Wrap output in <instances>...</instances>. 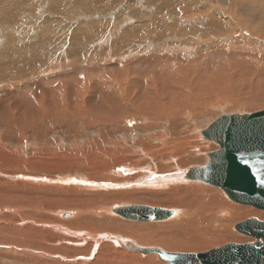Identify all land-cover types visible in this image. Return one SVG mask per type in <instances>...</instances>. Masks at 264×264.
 Listing matches in <instances>:
<instances>
[{
    "label": "rangeland",
    "instance_id": "374dc122",
    "mask_svg": "<svg viewBox=\"0 0 264 264\" xmlns=\"http://www.w3.org/2000/svg\"><path fill=\"white\" fill-rule=\"evenodd\" d=\"M263 16L264 0H0V264H163L115 241L189 253L253 243L234 226L264 221L263 210L181 176L217 149L201 130L226 114L264 110ZM165 67L179 76L194 71L183 77L185 96L169 113L158 106L176 94L162 87L166 79L157 81ZM41 80L56 97L28 109V90ZM59 91L69 106L58 101ZM11 93L26 99L2 106L5 97L14 101ZM147 93L158 104L142 116L137 106H147ZM118 102L130 115H115ZM206 190L225 202L217 211L248 213L225 219L216 211L196 221L211 201ZM121 192L131 194L112 196ZM136 204L177 214L135 223L112 212Z\"/></svg>",
    "mask_w": 264,
    "mask_h": 264
},
{
    "label": "water",
    "instance_id": "95a60500",
    "mask_svg": "<svg viewBox=\"0 0 264 264\" xmlns=\"http://www.w3.org/2000/svg\"><path fill=\"white\" fill-rule=\"evenodd\" d=\"M200 134L215 143L217 149L206 153L205 164L185 169L184 181L217 187L232 202L264 211V110L223 115ZM112 212L138 223L162 222L175 215L171 209L139 204L122 205ZM234 229L254 242L227 243L200 253L168 252L131 242L124 249L156 255L164 264H264V221L250 218L236 224Z\"/></svg>",
    "mask_w": 264,
    "mask_h": 264
},
{
    "label": "bare ground",
    "instance_id": "6f19581e",
    "mask_svg": "<svg viewBox=\"0 0 264 264\" xmlns=\"http://www.w3.org/2000/svg\"><path fill=\"white\" fill-rule=\"evenodd\" d=\"M240 5V4H239ZM245 8V7H244ZM243 9V8H242ZM184 13V12H183ZM251 15V14H250ZM264 17V16H263ZM262 17V18H263ZM257 18V17H256ZM262 18H261V20H262ZM87 31V30H86ZM88 33V32H87ZM85 35V34H84ZM73 45H74V43H73ZM72 45V46H73ZM28 47V46H27ZM222 51V50H221ZM198 52V51H197ZM209 52H212V53H214V54H217L219 57H223L225 54L224 53H222V52H220L219 50H217V51H215V49L214 50H210ZM31 53V52H30ZM33 54V53H32ZM41 56V55H40ZM198 56V55H197ZM196 56V57H197ZM201 57H200V60L201 59H203V58H207V59H209L207 56H202V55H200ZM213 56H215V55H213ZM217 56V57H218ZM1 57V56H0ZM229 57V56H228ZM15 58V57H14ZM35 58H39L38 57V55L36 54V56L34 57V58H32V59H35ZM212 58V57H211ZM239 57H234V58H232V61L233 62H235L237 59H238ZM240 58H241V56H240ZM244 58V57H243ZM165 59H167V58H165ZM165 59H163V60H165ZM217 59V58H216ZM143 60H144V58H143ZM168 61H169V59H167ZM193 59H191V61H192ZM198 60V59H197ZM206 60V59H205ZM226 60V59H225ZM231 60V59H230ZM239 60V59H238ZM243 60V59H242ZM194 61H195V59H194ZM211 61V60H210ZM177 62V61H176ZM196 62V61H195ZM213 62V61H212ZM166 63V62H165ZM194 62H192V64H193ZM237 63H239V62H237ZM236 63V64H237ZM171 64V63H170ZM174 64V63H173ZM177 64H178V62H177ZM198 64V63H197ZM9 65V64H8ZM220 65H222V64H220ZM133 66V65H132ZM189 66V65H188ZM192 66V65H191ZM245 67H247V66H244V68ZM44 68V67H43ZM128 68H130V67H128ZM128 68H126L127 69V71H128ZM166 68V67H165ZM220 68V67H219ZM158 69V68H157ZM163 69V68H162ZM231 69V68H230ZM15 70V69H14ZM166 70V71H165ZM164 71V73H165V75H163V73H161L160 72V74L157 76V81H159L160 80V78H162L161 80L163 81L164 79H166V81L164 82L165 84H164V86H162L163 84L162 83H160L159 84V86H162V87H167V86H169V85H172V88H171V90H173L176 94H175V96H173V98H172V101L168 104L169 106H165V103L162 101V100H157V101H162V105L160 104V105H158L159 107H160V109H162L164 112L166 111H171L173 108H176L175 106L177 105V106H179V103L182 101V99L184 98V96H185V91H184V88L182 87V85H183V83H185L184 81H183V77H186L187 76V74L189 73V72H193L194 73V71L192 70H185V74L182 76V75H172V74H170L169 73V69H165ZM127 71H125L126 73H128ZM198 71V70H197ZM238 71V70H237ZM122 72H124V71H122ZM234 73H236V72H234ZM151 74V73H150ZM153 74H155L154 72L152 73V75ZM33 75V74H32ZM127 75V74H126ZM125 75V76H126ZM151 75V76H152ZM193 75V74H192ZM34 76H36V75H34ZM135 77V76H134ZM171 77H174L175 79H179L180 81H179V83L180 84H177L176 82L174 83L173 81L174 80H171ZM133 78V77H132ZM152 78V77H151ZM187 78V77H186ZM189 78V77H188ZM149 80V79H148ZM185 80H187V79H185ZM7 81V80H6ZM35 81V80H34ZM52 81V80H51ZM87 81V80H86ZM86 81H82L81 82V84H80V88L82 89L84 86H86V84L88 83V82H86ZM146 81V80H145ZM176 81V80H175ZM188 81H189V79H188ZM39 82V85L37 86V87H41V89L39 90V93L36 95V92H34L33 94H31L30 93V91H32V90H36V88L37 87H32V85L31 86H28V88H31L30 89V91L28 90V98H30V101H29V99H27V101L29 102V104L27 105L28 106V109L30 108V107H32V108H35L36 106L38 107V108H44V106H46V104L47 105H49V102H51L49 99V97H56V95H54V93L56 92V90H54V91H48L49 90V87H48V89H44L43 87H42V80L41 81H37V82H35V83H38ZM149 82V81H148ZM154 81H152L151 83H153ZM178 82V81H177ZM187 82V81H186ZM150 83V84H151ZM156 83V82H155ZM192 84V83H191ZM213 84H215V82L213 83ZM89 85V84H88ZM98 85V84H97ZM144 85H145V83H144ZM193 85H195V84H193ZM192 85V86H193ZM90 86V85H89ZM156 86H158V85H156ZM159 86H158V88H159ZM44 87H46V86H44ZM94 87V86H93ZM220 87V86H219ZM66 88V87H65ZM76 88V87H75ZM85 88H88V86H86ZM101 88V87H100ZM155 88V87H154ZM154 88L152 89V91H151V93H158V91H156V90H154ZM161 88V87H160ZM168 88V87H167ZM188 88H192V87H188ZM214 88V87H213ZM63 89V88H62ZM72 89V88H71ZM66 90L67 91V93L70 95V96H72V90L74 91V87H73V89L72 90ZM84 89V88H83ZM89 89V88H88ZM97 89V88H96ZM77 89H75V91H76ZM87 90V89H86ZM90 90V89H89ZM100 90V89H99ZM109 91H111V88L110 89H108ZM158 90V89H157ZM63 91H65V90H63ZM83 91V90H82ZM95 91H97V90H95ZM113 91V90H112ZM150 91V90H149ZM160 91V90H159ZM194 91H195V88H194ZM86 92V91H85ZM51 93V94H50ZM65 93V92H64ZM76 93V92H75ZM74 93V94H75ZM97 93V92H96ZM146 93V92H145ZM151 93H147L146 94V97H147V101L146 102H148L147 103V106L145 107L144 105V107L143 106H141V105H139V106H137V108H139V109H141L142 110V116L143 115H146V114H149V112H150V108L153 106V107H155L156 105H154L155 103H156V101H155V99H153V95H151ZM188 93V92H187ZM11 95L14 97V101L11 99V100H8V98H4V99H7V100H2L1 102V105L2 106H4L5 104H7L8 102H13V105L12 106H15V105H18V104H21L23 101H25V99H26V97L25 96H23V95H19V96H16L15 95V93L13 94V93H11ZM58 95L61 97H58ZM96 95V94H95ZM69 96V97H70ZM57 97L58 98H60L58 101L61 103H63V102H65L66 101V99H64V97H63V92L62 91H59V94H57ZM95 97V96H94ZM17 98H20V99H17ZM24 98V99H23ZM83 98V97H82ZM85 98V97H84ZM158 98V97H157ZM161 98V97H160ZM168 98H170V96H168ZM56 99V98H55ZM94 99V98H93ZM68 100V99H67ZM71 100V99H70ZM70 100H68L69 102H70ZM73 100V99H72ZM95 100V99H94ZM198 100V99H197ZM5 101V102H4ZM55 101V100H54ZM68 101H66L67 102V104H68V106H69V102ZM80 101V100H79ZM82 101V100H81ZM90 101V100H89ZM99 101V100H98ZM32 104H31V103ZM145 102V101H144ZM167 102V101H166ZM199 102V101H198ZM52 103V102H51ZM62 103H61V105H62ZM93 103H94V101H93ZM83 104H84V102H83ZM83 104H81L83 107H85ZM91 104V103H90ZM156 104H158V103H156ZM175 104V105H174ZM8 105V104H7ZM80 105V104H79ZM167 105V104H166ZM12 106H10V107H12ZM24 106V105H23ZM23 106H21V111H24V112H28L27 110H26V108H24ZM35 106V107H34ZM51 106V105H50ZM53 106H54V104H53ZM183 106V105H182ZM3 108V107H2ZM46 108V107H45ZM63 108H66V107H63ZM177 108H179V107H177ZM3 109H5V108H3ZM180 109H181V107H180ZM45 110V109H44ZM117 112H116V114L115 115H124V114H128V115H130V113H127V111H129V109H125V108H122V106L120 105V102H118V107L115 109ZM174 110V109H173ZM21 111H20V113H21ZM152 111H153V109H152ZM167 113H169V112H167ZM171 113V112H170ZM151 114V113H150ZM152 114H154V113H152ZM14 119H15V116L13 117ZM120 118V117H119ZM35 120V119H34ZM92 124V123H91ZM200 134V133H199ZM166 167V166H165ZM161 169H162V167H161ZM186 169H188V168H186ZM163 170V169H162ZM184 173V172H183ZM179 175H181V174H179ZM181 177H183L182 179H184L185 180V178H184V176H181ZM198 186V185H197ZM197 186H196V190H200L201 189V187L199 188V189H197ZM200 186V185H199ZM190 189V188H189ZM203 189H206V187L204 186V188ZM209 188H207V190H208ZM70 190V189H69ZM72 190V189H71ZM192 190V189H191ZM207 190L204 192V194L205 193H207V195H208V197L210 198V197H212V195L214 196V195H217V194H212L211 195V192H207ZM214 190V189H213ZM213 190H211V191H213ZM201 191H202V189H201ZM218 192V191H217ZM217 192H215V193H217ZM203 193V192H202ZM80 194H81V192H80ZM131 194V192H121V193H115L114 195H112L113 197H124V196H128V195H130ZM219 195V194H218ZM101 196V195H100ZM197 196H199V194H197ZM196 196V197H197ZM200 196H201V194H200ZM200 196L199 197H197V198H200ZM206 197V196H205ZM208 197H206V198H208ZM215 197V196H214ZM218 197V196H217ZM216 198V197H215ZM215 198H214V200L212 201L211 199L212 198H210V200L211 201H208V199H207V202H206V206H208V209L206 210V211H204V214H202L203 215V217L201 218V214H200V216H198L199 218H196V221H199V220H197V219H200V220H202V219H204V221L205 220H207V219H209V218H216V217H214V216H217V215H215V213H216V211H217V204L219 203H222V204H224L223 202H220V200H219V202L217 203V202H215ZM219 199H221L220 197H218ZM205 199V198H204ZM217 199V198H216ZM226 199V198H225ZM218 200V199H217ZM223 200V199H222ZM221 200V201H222ZM206 201V200H205ZM227 201V200H226ZM236 204V203H235ZM86 205V204H85ZM85 205H82L81 207L82 208H80V210L79 211H83V217H85V215H86V212H88V211H85ZM225 205H227V204H225ZM199 206V205H198ZM198 206H196V209H197V213H195V214H197V215H199V213L201 212L200 210H202V208L203 207H205V208H207L206 206H205V204H204V206H202V207H200V209H198ZM224 208H226V207H224ZM241 208V207H240ZM204 209V208H203ZM219 209V208H218ZM229 209V208H228ZM235 209H236V207H235ZM233 210V209H230L231 211H224V210H222V211H224V216H226L225 217V219L227 218V217H230V215L231 216H233L232 214L233 213H236V214H245L246 215V213H248V211L247 210ZM222 211H217V213L218 212H222ZM90 212V211H89ZM82 213V212H81ZM91 213V212H90ZM114 214V213H113ZM175 215L177 214L176 212L174 213ZM243 214V215H244ZM251 214V213H250ZM81 215V214H80ZM79 215V216H80ZM87 215H89V214H87ZM86 215V216H87ZM114 215H116V214H114ZM209 215H211V216H209ZM239 215V216H240ZM118 216V215H117ZM235 216V215H234ZM238 216V215H237ZM236 216V217H237ZM120 218H122L121 216H119ZM235 217V218H236ZM242 217V216H241ZM123 219V218H122ZM183 219V218H182ZM218 219V218H217ZM219 219H221V218H219ZM218 219V220H219ZM222 219H224V218H222ZM229 219H231V218H229ZM88 220V219H87ZM125 220V219H124ZM184 220V219H183ZM183 220H180V221H183ZM186 221H188L187 220V218L185 219ZM211 220V219H210ZM210 220H208V221H210ZM233 220V219H232ZM77 221V220H76ZM128 221V220H127ZM166 221V220H165ZM203 221V220H202ZM201 221V222H202ZM203 221V222H204ZM130 222H132V221H130ZM206 222V221H205ZM211 222V221H210ZM212 222L214 223V220H212ZM216 222V221H215ZM136 223V222H135ZM138 223V222H137ZM152 223H154V222H152ZM197 224H198V222H196ZM216 223H218V222H216ZM223 223V222H222ZM224 223H225V221H224ZM224 223H223V225H224ZM228 223V222H227ZM230 223V222H229ZM229 223H228V225H229ZM189 224H190V221H189ZM189 224H188V226H189ZM193 224V221H192V223L190 224V226ZM196 224V225H197ZM204 224V223H203ZM221 224V223H220ZM208 225L210 226V224L208 223ZM212 225V224H211ZM221 226V227H224V226ZM201 227H202V225H200ZM199 226V227H200ZM213 226V225H212ZM211 226V227H212ZM218 226V225H217ZM217 226H216V231L217 232H219L218 230H217ZM113 227V226H112ZM131 227V226H130ZM205 227V226H204ZM220 227V226H219ZM117 228V227H116ZM207 228V227H206ZM194 229H195V227H194ZM201 229V228H200ZM198 230V229H197ZM214 230V231H215ZM113 231H115V230H113ZM118 231V230H117ZM100 233H101V231H100ZM103 233V232H102ZM99 234V233H98ZM89 235H92L93 236V234H89ZM102 236V235H101ZM103 236H106V235H103ZM92 238H94V240H95V237L93 236ZM91 239V238H90ZM111 239H113V240H115L116 238H111ZM116 240H118V239H116ZM99 241H102V240H99ZM104 241V240H103ZM125 241V240H124ZM116 243H117V241H115ZM120 242H122V243H119V244H122L123 246H125L124 244H128L127 242H130V240H127V241H125V243H123V241H120ZM135 244V243H134ZM136 245V244H135ZM123 246H121V247H123ZM115 248V247H114ZM181 248V247H180ZM116 249H117V247H116ZM171 249V248H170ZM117 251H118V249H117ZM123 252H125V255H128V254H126V251L125 250H123ZM122 252V253H123ZM133 252V251H132ZM169 252H171V251H169ZM128 253V252H127ZM133 253H135V252H133ZM136 257H139L138 255H137V253L136 254H134ZM142 255V254H141ZM144 256H146V255H144ZM154 256V255H153ZM156 256V255H155ZM155 258V257H154ZM140 261H141V259H140ZM142 262V261H141ZM148 262L149 263H155L154 262V260H152V261H150V260H148ZM160 264H162V263H160ZM164 264V263H163Z\"/></svg>",
    "mask_w": 264,
    "mask_h": 264
}]
</instances>
